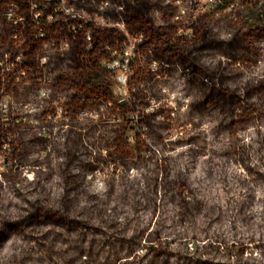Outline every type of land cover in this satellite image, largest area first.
Masks as SVG:
<instances>
[{
  "label": "rangeland",
  "instance_id": "rangeland-1",
  "mask_svg": "<svg viewBox=\"0 0 264 264\" xmlns=\"http://www.w3.org/2000/svg\"><path fill=\"white\" fill-rule=\"evenodd\" d=\"M261 18L0 0V264H264Z\"/></svg>",
  "mask_w": 264,
  "mask_h": 264
},
{
  "label": "built area",
  "instance_id": "built-area-1",
  "mask_svg": "<svg viewBox=\"0 0 264 264\" xmlns=\"http://www.w3.org/2000/svg\"><path fill=\"white\" fill-rule=\"evenodd\" d=\"M3 60H0V81H2L3 79L6 80L7 77L9 76V74H12L13 72V68L11 70H9L6 66V64L3 62ZM25 63V59L23 58V62L21 59H17L16 60V64L17 66H14V70H16V73H22L25 74V70L23 69V64ZM15 65V64H14ZM21 68V69H20ZM8 71V72H6ZM46 93L43 91L41 93V97H45Z\"/></svg>",
  "mask_w": 264,
  "mask_h": 264
},
{
  "label": "trees",
  "instance_id": "trees-1",
  "mask_svg": "<svg viewBox=\"0 0 264 264\" xmlns=\"http://www.w3.org/2000/svg\"><path fill=\"white\" fill-rule=\"evenodd\" d=\"M261 19H264V18H261ZM260 50V47H255V51H259Z\"/></svg>",
  "mask_w": 264,
  "mask_h": 264
}]
</instances>
